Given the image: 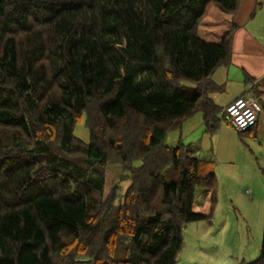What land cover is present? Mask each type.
Returning a JSON list of instances; mask_svg holds the SVG:
<instances>
[{
	"label": "trees",
	"instance_id": "obj_1",
	"mask_svg": "<svg viewBox=\"0 0 264 264\" xmlns=\"http://www.w3.org/2000/svg\"><path fill=\"white\" fill-rule=\"evenodd\" d=\"M239 2L0 0V264L175 263L216 177L164 139L196 111L216 129ZM113 162L130 182L104 196Z\"/></svg>",
	"mask_w": 264,
	"mask_h": 264
},
{
	"label": "rangeland",
	"instance_id": "obj_2",
	"mask_svg": "<svg viewBox=\"0 0 264 264\" xmlns=\"http://www.w3.org/2000/svg\"><path fill=\"white\" fill-rule=\"evenodd\" d=\"M264 115V110L261 111ZM217 127L206 130L200 111L179 127L166 131L164 143L181 142L187 154L214 161L216 190L197 188L193 210L209 213V220L191 221L182 230V246L174 264H241L256 259L260 252L264 223V126L239 134L220 112ZM76 137L87 141L84 122L74 126ZM123 166L108 163L104 169V196L122 195L130 180ZM211 204V205H210Z\"/></svg>",
	"mask_w": 264,
	"mask_h": 264
},
{
	"label": "crops",
	"instance_id": "obj_3",
	"mask_svg": "<svg viewBox=\"0 0 264 264\" xmlns=\"http://www.w3.org/2000/svg\"><path fill=\"white\" fill-rule=\"evenodd\" d=\"M234 23L230 61L210 76L221 88L209 96L221 108L237 96L264 95V0H240ZM263 126L260 112L254 129L260 131Z\"/></svg>",
	"mask_w": 264,
	"mask_h": 264
},
{
	"label": "built area",
	"instance_id": "obj_4",
	"mask_svg": "<svg viewBox=\"0 0 264 264\" xmlns=\"http://www.w3.org/2000/svg\"><path fill=\"white\" fill-rule=\"evenodd\" d=\"M264 104V97L239 96L230 101L225 107V115L232 126L240 131L252 126L257 114Z\"/></svg>",
	"mask_w": 264,
	"mask_h": 264
}]
</instances>
